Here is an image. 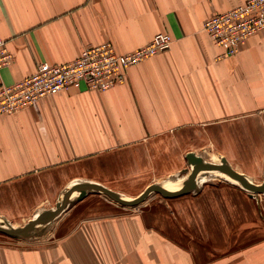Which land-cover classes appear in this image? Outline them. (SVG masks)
<instances>
[{"label":"crops","instance_id":"0c3cea01","mask_svg":"<svg viewBox=\"0 0 264 264\" xmlns=\"http://www.w3.org/2000/svg\"><path fill=\"white\" fill-rule=\"evenodd\" d=\"M245 1L0 0V36L12 54L0 69L4 85L40 62L73 60L85 46L110 41L130 52L159 32L173 40L107 90L82 84L0 114V206H36L81 180L106 188L131 180L165 141L186 149L185 158L202 157L195 148L210 142L227 161L257 165L264 155V31L222 56L203 30L209 16ZM219 190L203 188L171 211L75 205L38 238L0 237V264H264L262 237L225 248L258 231L242 226L251 216L244 198L234 212L235 202Z\"/></svg>","mask_w":264,"mask_h":264},{"label":"rangeland","instance_id":"374dc122","mask_svg":"<svg viewBox=\"0 0 264 264\" xmlns=\"http://www.w3.org/2000/svg\"><path fill=\"white\" fill-rule=\"evenodd\" d=\"M5 46H6V40H5ZM8 52L11 54L9 50ZM11 61H12V54H11L10 62ZM34 71L32 73H34ZM126 76H127V71H126ZM126 76H125V79H126ZM1 85L10 86L12 84L4 85L0 83V86ZM55 93L57 92L45 95L43 97H39L35 101L31 103H27L23 106L21 105L13 109L12 111H1L0 110V114H15L19 112L20 110L24 109L25 107H27L28 105L34 104V102L38 101L39 99L52 96ZM161 145L162 144H160V146ZM203 145H206L204 149L195 148L197 150V153L201 154L203 160L206 162L220 163V155H222L223 153L219 151L220 150L219 146H216L215 143L212 144L210 142H206V144L204 143ZM161 147L158 148V151H161L160 156L154 155V157L153 156L147 157L145 166L148 165V167L146 171H143V173L135 175L133 178H131V180H124L121 178H117L116 182H114L113 184L111 183L112 187L110 188L108 187V188L110 190H113L120 196L127 198V199H131V200L139 197L143 193V191L151 184H159V185H162L163 187H169L172 189L175 188L177 190L182 189L185 186L193 170V166L189 164V162L184 157V154L186 153V149L182 148L181 150H179V148L172 146V144H168L167 141H165ZM162 153L168 154V155L161 156ZM213 157H215V159H213ZM252 160L253 158H249V161H251V163L244 162L243 160L244 163L242 164L236 163V162H230V161H227V162L235 170L239 171L242 174L247 175L254 182V184L258 186H262L264 184V155L258 159L259 163L257 165ZM248 168L249 169L253 168L254 172L248 173V172L243 171ZM195 181H196L195 187L185 194L175 196V197H164L160 192L156 190H151L144 200H142L141 202L135 205L121 204L113 200L109 196L103 193L97 192V191H88L83 199H78L77 198L78 192L76 191V192H73L74 194L71 195L69 203L58 215H56L53 218L42 221V223L38 224L30 232L29 236L13 237V236H9V235H6L0 232V237L10 240L11 242H20V243H26L27 240H29V238H32V237L38 238V236L40 237L41 235H43L46 232V230H48V228H51L53 224L57 222L59 218H61L62 216L61 214L65 213L66 210H68L71 207H74L75 205L76 206L78 205V207L83 206V210L86 207H89V206H92V204H95L94 205L95 209H98L101 211L111 210V211H116V212H120V211L140 212V211H149L159 206L162 208H165V210L171 211V209L174 206L178 205L177 202H179L180 200L184 201L189 196H196L202 191L203 188H205L206 191L220 189L219 191H221L222 194L224 193V191H226V194L229 196V198L235 202L233 206L237 207L233 209L234 212L235 210L239 211L240 200L244 198L245 208H244V211L243 209H240V211L242 210L244 213L251 214V216H250V220L246 218L243 220L244 225L242 226L245 227V231L248 229H256L258 231V234L254 233L251 237H248V238L245 237L246 240L244 239L245 240L244 242H240L241 240H238L237 243L234 242L233 240L227 241L225 243L226 244L225 248L228 251L240 248L241 245H248V244L256 242V240L260 241L261 239H264V192L257 193L256 197H251L249 195V192H252V191L248 189L247 187H245L240 181H238L237 179L231 176H228L227 174L219 170H213V169L199 170L197 172ZM81 182H86V181L81 180ZM91 183H94V182H91ZM95 183L98 184V182H95ZM73 185L74 184H72L71 186ZM71 186L69 185L65 188H61L60 191L56 194V196L53 197L52 200L48 198L50 201L47 202L46 200H44L43 202L37 204L36 206L34 205L10 206L9 204L0 206V224L2 223L4 225H11V226H22L26 224L28 220L35 218L42 211L48 210V209H54L56 206V203L58 201H61L64 198L66 190L70 188ZM48 194L49 192H45V193H42V196L48 195ZM229 206H228L229 208L228 211L230 212L232 211V209ZM11 208H13V212L11 211L12 210ZM222 210L226 211V207H222ZM231 222L233 223L235 222V220H230L228 223H231ZM241 223L239 224L238 222V225L234 226V232L239 231L238 228L241 226ZM221 224L223 226L224 224L223 220H221ZM224 227H226V225H224ZM215 254H217V256L222 255V253H215Z\"/></svg>","mask_w":264,"mask_h":264},{"label":"built area","instance_id":"2783aa9c","mask_svg":"<svg viewBox=\"0 0 264 264\" xmlns=\"http://www.w3.org/2000/svg\"><path fill=\"white\" fill-rule=\"evenodd\" d=\"M203 30L223 49L222 56L235 54L246 39L264 31V0H246L214 13L205 19ZM172 41L170 34L159 32L130 52H120L107 41L85 46L79 56L64 63L41 62L31 75L10 86H0V110L12 111L39 97L82 84L88 89L107 90L125 81L129 67L168 50ZM10 60L5 40L0 37V68Z\"/></svg>","mask_w":264,"mask_h":264},{"label":"water","instance_id":"95a60500","mask_svg":"<svg viewBox=\"0 0 264 264\" xmlns=\"http://www.w3.org/2000/svg\"><path fill=\"white\" fill-rule=\"evenodd\" d=\"M186 159L193 166V170L185 184V186L177 191L169 192L165 190V188L162 185L159 184H151L148 186L143 193L137 197L136 199H127L113 190H110L109 188H106L105 186L97 183H88V182H79L77 184H74L70 188H68L65 192V196L61 201H58L56 203V206L54 209H48L44 210L41 213H39L35 218H32L28 220V222L22 226H11V225H4L0 224V232L13 236V237H26L30 235V232L42 221L50 219L58 215L69 203V200L71 198V195L73 192H78V199H81L84 197L88 191H97L100 193H103L113 200L124 204V205H135L142 200L146 198L148 193L151 190H156L160 192L164 197H175L182 194H185L189 192L192 188L195 187L196 184V175L197 172L201 169H213V170H219L228 176H231L238 181H240L245 187L250 189L252 192H249V195L251 197H256L257 193L264 192V184L262 186H258L254 184V182L245 174H242L235 170L231 165L227 162L226 158L224 156H220V163H213V162H206L200 157L199 155H196L194 152H188L186 154Z\"/></svg>","mask_w":264,"mask_h":264},{"label":"bare ground","instance_id":"6f19581e","mask_svg":"<svg viewBox=\"0 0 264 264\" xmlns=\"http://www.w3.org/2000/svg\"><path fill=\"white\" fill-rule=\"evenodd\" d=\"M208 155V154H207ZM214 156V155H213ZM213 159H215V157H213ZM165 188V190H167V191H169V192H174V191H177V189H175L174 187V189H172V188H169V187H164ZM76 192V191H75ZM74 194V193H73Z\"/></svg>","mask_w":264,"mask_h":264}]
</instances>
